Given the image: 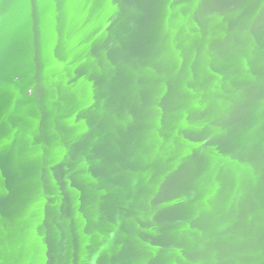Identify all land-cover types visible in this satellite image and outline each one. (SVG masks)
I'll return each mask as SVG.
<instances>
[{"label":"water","instance_id":"obj_1","mask_svg":"<svg viewBox=\"0 0 264 264\" xmlns=\"http://www.w3.org/2000/svg\"><path fill=\"white\" fill-rule=\"evenodd\" d=\"M0 264H264V0H0Z\"/></svg>","mask_w":264,"mask_h":264}]
</instances>
